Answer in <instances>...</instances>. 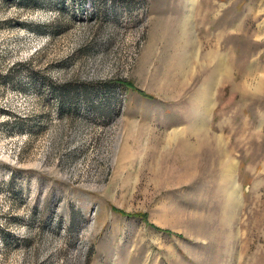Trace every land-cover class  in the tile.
I'll return each instance as SVG.
<instances>
[{
    "label": "rangeland",
    "instance_id": "rangeland-1",
    "mask_svg": "<svg viewBox=\"0 0 264 264\" xmlns=\"http://www.w3.org/2000/svg\"><path fill=\"white\" fill-rule=\"evenodd\" d=\"M0 264H264V0H0Z\"/></svg>",
    "mask_w": 264,
    "mask_h": 264
},
{
    "label": "bare ground",
    "instance_id": "bare-ground-1",
    "mask_svg": "<svg viewBox=\"0 0 264 264\" xmlns=\"http://www.w3.org/2000/svg\"><path fill=\"white\" fill-rule=\"evenodd\" d=\"M207 106L209 105V104H206ZM208 108V107H207ZM200 125V124H199ZM203 125V124H202ZM200 127V126H199ZM202 127V126H201ZM200 127V128H201ZM207 129H205V128H202V129H197V130H195L196 131V136H197V138H196V144L195 145H198L197 147H199L200 146V144H201V146L202 145H205V142H207V139L209 138L208 137V133H207V131H206ZM174 131V130H173ZM198 131H200L199 133H197ZM176 134V132H171V136L172 135H175ZM173 137V136H172ZM171 137V138H172ZM175 137V136H174ZM174 137H173V139H174ZM178 137V136H177ZM176 138V137H175ZM213 138V137H212ZM218 138V137H217ZM217 138L215 139V140H217ZM169 140V139H168ZM171 140V139H170ZM219 140V139H218ZM213 141V140H212ZM219 142H220V140H219ZM212 143V142H211ZM221 143V142H220ZM218 144V143H217ZM217 146V145H216ZM204 148V147H203ZM215 148V147H214ZM197 155V154H196ZM232 164V163H231ZM227 167L229 168V166L227 165ZM228 170V169H227ZM230 175H231V169L230 170H228V174H227V178L229 179V182H230V179H231V177H230ZM232 181V180H231ZM228 182V183H229ZM230 184V183H229ZM232 185H234V184H232ZM232 185H230V186H232ZM227 188V187H226ZM229 192L231 191V190H229V189H227ZM228 193V192H227ZM235 193H236V191H235ZM229 194H231V196H232V194L233 193H229Z\"/></svg>",
    "mask_w": 264,
    "mask_h": 264
}]
</instances>
